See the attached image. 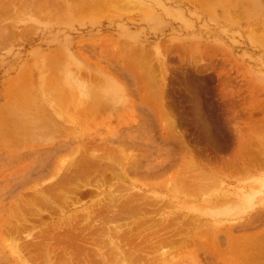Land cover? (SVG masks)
Returning a JSON list of instances; mask_svg holds the SVG:
<instances>
[{"label": "rangeland", "instance_id": "374dc122", "mask_svg": "<svg viewBox=\"0 0 264 264\" xmlns=\"http://www.w3.org/2000/svg\"><path fill=\"white\" fill-rule=\"evenodd\" d=\"M87 1L90 12L82 10L88 16L82 10L60 16L59 7L42 17L34 8L45 0H0V107L15 106L10 112L19 119L43 102L74 110L88 91L114 104L110 117L102 113L78 127L70 147L64 143L69 136L55 139L63 149L45 142L25 149L0 143V264H43L47 250L23 249L26 236L70 220L83 223L89 211L110 223L104 237L93 234L91 252H103L88 260L93 264H264V170L237 174L242 162L264 159V0ZM16 88L19 94L10 100ZM104 140L130 152L127 176L111 178L108 171L102 192L78 194L79 200L73 186L86 183L87 175L46 193L55 174L46 169L48 155H59L57 163L80 144ZM97 177L88 176L90 183L102 182ZM43 187L49 199L34 195ZM225 193L236 199L218 201ZM140 197L153 201L152 211L144 214L147 201ZM126 198L134 202L128 217L97 215L99 203ZM18 224L25 226L19 234L13 230ZM116 228L130 234L122 255L105 237ZM160 237L175 240L163 245ZM256 252L259 260L244 262ZM53 259L44 263L59 264Z\"/></svg>", "mask_w": 264, "mask_h": 264}, {"label": "bare ground", "instance_id": "6f19581e", "mask_svg": "<svg viewBox=\"0 0 264 264\" xmlns=\"http://www.w3.org/2000/svg\"><path fill=\"white\" fill-rule=\"evenodd\" d=\"M8 1V0H7ZM23 1V0H22ZM46 2L40 6H36L34 8V11L37 13L35 15L39 16V15H43V16H47L53 9H55V12L58 11L59 7H60V16L65 14H70L72 10L75 11H80L82 9H87L86 8V4L85 0H75L76 5H72L74 3L73 0H45ZM90 3V0H88ZM87 1V2H88ZM96 2V0H92V2ZM100 1V0H99ZM97 1V2H99ZM104 0H102L103 3ZM112 1V0H111ZM110 0L108 2H111ZM122 1V0H121ZM203 1V0H202ZM15 2V1H14ZM13 2V3H14ZM96 5L100 6L101 5V1L99 2L100 4ZM107 0H106V4H108ZM113 2H116L115 0H113ZM118 2H120L118 0ZM205 2V1H203ZM11 3V2H10ZM9 3V4H10ZM20 3V2H19ZM23 3V2H22ZM21 3V4H22ZM35 3V2H34ZM88 3V4H89ZM105 3H103L105 5ZM202 3V2H201ZM20 4V5H21ZM127 4V3H126ZM16 5V4H15ZM19 5V6H20ZM25 5V4H24ZM92 5V4H91ZM90 5V6H91ZM97 6V8H98ZM107 6V5H106ZM113 6V5H112ZM111 6V7H112ZM80 7V8H77ZM83 7V8H82ZM92 7H94V4L92 5ZM107 9L110 10V8ZM123 7V6H122ZM128 7V6H127ZM24 8V6H23ZM27 8V7H26ZM91 8V7H90ZM96 8V6L94 7ZM103 8V7H102ZM102 8L99 7V9L101 10V12L103 11ZM2 9V8H1ZM93 9V8H92ZM104 9H106L104 7ZM113 10V8H111ZM27 11V9H25ZM68 10V12H67ZM89 12L90 10L87 9ZM85 11L87 13L86 14H82V15H86L88 16V11ZM99 10V13H100ZM23 11V10H22ZM31 11V10H28ZM33 11V9H32ZM54 11V10H53ZM52 11V12H53ZM83 13L84 10H82ZM97 11V9L95 10V12ZM106 11V10H104ZM108 11V10H107ZM27 13V12H26ZM81 13V12H80ZM96 13V14H99ZM103 13V12H102ZM107 13V12H106ZM28 14V13H27ZM26 14V15H27ZM53 14V13H52ZM51 14V15H52ZM94 14V13H93ZM95 14V15H96ZM234 14V13H233ZM42 16V17H43ZM54 16V15H53ZM48 17V16H47ZM15 18V17H14ZM40 18V17H39ZM45 18V17H44ZM43 19V18H42ZM44 20V19H43ZM46 20V19H45ZM263 28V27H262ZM1 29V28H0ZM5 29V28H3ZM5 31V30H4ZM2 33V32H1ZM9 33V32H8ZM4 35V34H3ZM13 35V34H12ZM145 68V67H144ZM84 76V75H83ZM87 76V75H86ZM88 78V77H87ZM93 80V79H92ZM16 83V82H15ZM96 84V83H95ZM94 84V85H95ZM93 86V83H92ZM22 87V86H21ZM90 88V87H89ZM20 88H16L15 91L10 94L9 98L10 100H14L15 98V94L18 93V91ZM88 89V88H87ZM13 90V89H12ZM23 90V88H22ZM95 92V91H94ZM87 100H85V102L83 103V105L81 106V108L79 107H75L74 110L70 109V107H64L63 104L58 105V104H54L53 106H49L50 104L48 103V106L46 107V103L43 102L44 104L41 103L42 108L36 107L37 105H34L31 109L30 112H28V116L23 117L21 119L19 118H13L14 114L10 112L11 109L15 108V106L13 107L11 106H2L0 107V143L7 141V144L5 145H10L12 148L15 149L18 147H21L23 149L28 148L30 146V144L32 142H45L44 144H42L43 146H48L50 148L56 147V138H61V137H65L69 139L66 143L69 147L71 145L70 142H72L73 140L70 138V136L74 133V131L84 125V127L90 126V124L95 123V119L100 116L102 113L106 114L107 117H110L112 114V111L114 110V108L112 107V105L102 101L103 98H98V96L96 94L93 95V93H89V91L87 92ZM19 94V93H18ZM20 94H23V92L21 91ZM84 95L86 94V92L83 93ZM25 96V95H24ZM107 96V95H106ZM105 96V97H106ZM111 96V95H110ZM101 97V96H100ZM18 98V97H17ZM67 98V97H66ZM22 100V98H20ZM61 99V98H60ZM99 99V100H98ZM115 99V98H114ZM24 100V99H23ZM101 100V101H100ZM113 100V99H112ZM16 101V100H15ZM16 103V102H15ZM63 103V102H62ZM114 103V102H113ZM19 104V103H18ZM21 104V103H20ZM14 105V104H13ZM58 105V106H57ZM21 106V105H20ZM20 106H16V107H20ZM45 106V107H44ZM24 111L25 108L21 107ZM118 111L120 110V107L118 106ZM11 114H10V113ZM27 114V111L24 112V114ZM13 114V115H12ZM9 115H12L11 117H9ZM33 115V117H29ZM21 117V116H20ZM30 119H27V118ZM33 118V120L31 119ZM82 129V128H81ZM80 129V130H81ZM77 132V131H76ZM77 135V133H76ZM79 135V134H78ZM77 135V136H78ZM77 138V137H76ZM80 138V137H79ZM83 139V138H82ZM66 140V139H65ZM95 140V139H94ZM93 140V141H94ZM90 143V142H89ZM32 145V144H31ZM66 146V147H68ZM10 148V147H7ZM20 148V149H21ZM129 148V147H128ZM56 149H63V147L60 145L59 148L56 147ZM66 149V148H65ZM11 150V149H10ZM19 150V149H18ZM128 150V149H127ZM126 150V148L122 145L120 146H116L114 144L109 143L108 140H104L102 142H91V144H80L79 147H77L76 151L71 153L70 158L68 159H60V161H57V163H54L55 159L59 157V155L56 156V154H50L47 156V161L45 163L46 169H48V171H50L51 168L55 169V174H54V179L50 182L49 184L46 186V193L48 191L50 192H55L58 188V186H61L62 184H67V183H71L72 181H74V179L76 178H82L81 176L87 175L86 179L87 182L86 183H77L76 186H73V190H72V196L75 197L76 199H80V196L78 197V194L81 193H85V192H102V188H103V182L104 178L106 177L105 174L108 173V171H110L112 173V177H117L119 179L118 176H120L121 174L125 177L127 176V164L129 163V158L128 156L130 155L128 153V151ZM14 152V151H13ZM126 152L128 153V155L126 154ZM22 158V157H21ZM122 158V160L120 159ZM118 160H120L119 162L123 161L122 164H118ZM263 161L257 162L256 164L254 163H244L242 162V165L238 167L239 169V173L237 172V174H240V176L242 175L244 176H252L254 174H259L264 170V159H262ZM125 163V164H124ZM116 164H118L121 170H118V168L116 169ZM131 167V166H130ZM31 170V168H29ZM226 170V169H225ZM235 170V169H234ZM229 171V168H228ZM42 173L38 175V177H40L41 175L44 174V170L41 171ZM109 172V174H110ZM99 175L102 179L98 181L97 184H92L93 182L90 183L91 180H89V177H93ZM79 176V177H77ZM108 176V175H107ZM79 178V179H80ZM98 178V177H97ZM107 178V177H106ZM91 179V178H90ZM93 179V178H92ZM85 180V179H84ZM95 180V178H94ZM86 181V180H85ZM109 182V181H108ZM96 183V180L95 182ZM101 183V184H100ZM75 184V183H74ZM43 188H37L36 190H34V195L36 197H40V198H45V199H49V195L45 196L46 194L44 193V189ZM69 188V187H68ZM71 188V186H70ZM62 190V189H61ZM60 191V190H58ZM63 191V190H62ZM60 191V192H62ZM110 193V192H109ZM50 194V193H48ZM54 194V193H53ZM56 194V192H55ZM114 194V192H113ZM233 195V194H232ZM52 196V195H51ZM113 197V195H111ZM117 195H115L116 197ZM119 196V194H118ZM127 196V195H126ZM125 196V197H126ZM53 197V196H52ZM110 197V196H109ZM113 197V198H115ZM124 198V196L122 197ZM142 199L143 202H146L144 205L148 208H144V211L146 214V212H149V208H151L150 206L152 205L149 199H146L147 197H140ZM235 198V197H234ZM234 198H231L229 196V193H225L223 194V197H220V199L218 201H227V200H234ZM132 200H135V198H131ZM236 199V198H235ZM42 200V199H40ZM55 200V199H54ZM43 201V202H42ZM41 201L42 203H45L44 200ZM51 201V199H50ZM141 201V202H142ZM217 201V202H218ZM37 202V201H36ZM49 202V200H46V203ZM40 203V201L38 202ZM31 204V203H30ZM49 204V203H48ZM51 204V203H50ZM49 204V205H50ZM61 204V203H60ZM119 204V211H114L115 208H117ZM132 204H134V202H131L129 199H124L123 202H113L111 201L110 203H108L107 205H103L101 203H99V207L98 209L101 210V213H97V215H101L104 214V212H110V216H113L114 220L115 219H120L121 217H124L126 215H130L131 212L130 210L132 209ZM143 205V203H142ZM45 206V205H44ZM135 207L137 205H134ZM42 207V206H41ZM97 207V206H96ZM138 207V206H137ZM51 208V206H50ZM134 208V207H133ZM49 209V207H48ZM153 209V208H152ZM95 211L97 209H94ZM94 211V212H95ZM152 211V210H151ZM40 212V211H39ZM93 212V213H94ZM98 212V211H97ZM113 214H112V213ZM115 212V214H114ZM90 214H92L89 211ZM88 213L87 217H85V221L83 219V223H76V220H70L66 223L65 227L64 226H56L51 232H36L33 235L32 233L26 236V240L29 239V244L28 245H24L23 249H28L30 251H32L34 249V251L36 252V250H38L39 248H45L47 250L46 253V259H48L47 262H51V259H53V257H56V260L59 264H72V262H76V260H78L79 262L81 261H87V264H93V262H89L88 260H92L94 259V256L98 257H103V252H101L100 250H98L97 254L91 252V248L92 245L96 244V241L94 240V235L100 234L101 236L104 237V224L106 222L109 223V219L106 217H100V219L95 220L93 219L94 215H90ZM141 213V211H140ZM139 213V214H140ZM32 214V213H31ZM96 214V213H95ZM138 215V214H137ZM126 216V217H128ZM97 217V216H96ZM39 218V217H38ZM98 218V217H97ZM106 218V219H105ZM23 219V218H22ZM75 219V218H74ZM127 219V218H126ZM111 220V218H110ZM24 221V220H23ZM22 221V222H23ZM25 221H27V218L25 219ZM79 221V220H78ZM159 221V220H158ZM58 222V221H57ZM60 222V221H59ZM145 222V221H144ZM25 223V222H24ZM23 223V224H24ZM137 224H139L138 222H136ZM142 223V221H141ZM170 223V222H169ZM23 224H18L15 225V230L16 232H18L17 234H19L20 228L23 226ZM55 224V223H54ZM114 224V223H113ZM146 224V223H145ZM152 224V223H151ZM177 224V223H176ZM175 224V225H176ZM27 225V224H26ZM118 225V224H117ZM135 225L132 224V226ZM148 225V224H147ZM172 225V224H171ZM171 225L168 224V226L170 227ZM178 225V224H177ZM137 226V225H136ZM143 226V225H141ZM150 226V224H149ZM12 227V226H11ZM12 227V228H14ZM30 227V226H29ZM50 227V226H49ZM53 227V226H52ZM110 227V226H109ZM138 227V226H137ZM154 227V226H153ZM198 227V226H197ZM23 230H25V226L22 227ZM112 228V227H110ZM124 228V227H123ZM122 228V229H123ZM131 228V226H130ZM139 229H145L142 227H138ZM199 228V227H198ZM49 229V228H48ZM134 229V226H133ZM152 229V228H151ZM179 229V228H178ZM12 230V229H11ZM46 230V229H45ZM112 230V229H111ZM117 230V228H116ZM124 230V229H123ZM123 230H117L114 233V236L110 235L109 230L107 231V233L105 234V237L110 241L111 244H113V246L115 247L116 251H118L119 254H123L125 247L129 244L128 242L130 241V234H127L125 232H123ZM136 230V229H135ZM134 230V231H135ZM149 230V229H148ZM198 230V229H197ZM10 231V230H8ZM14 231V232H15ZM34 231V230H33ZM92 234L91 236L87 235V232H89ZM138 231V229H137ZM144 231V230H143ZM142 231V233H143ZM147 231V230H146ZM145 231V232H146ZM150 231V230H149ZM155 231V230H154ZM180 231V230H179ZM160 232V231H159ZM21 233V231H20ZM141 233V231H140ZM155 233H157L155 231ZM28 234V233H27ZM94 234V235H93ZM134 234V233H133ZM153 234V232H152ZM151 234V236H153ZM23 235V234H22ZM150 233L148 234V237L145 236V238H149ZM157 235V234H156ZM8 236V235H7ZM10 236V235H9ZM19 236V235H18ZM116 236V237H115ZM118 236V238H117ZM164 236V235H163ZM15 237V236H14ZM13 237V238H14ZM162 237V236H161ZM160 237V238H161ZM213 237V236H212ZM116 238V239H115ZM137 238V237H136ZM158 238V237H157ZM261 238H264L261 236ZM261 238L258 240H261ZM11 239V238H9ZM163 240V242L161 241V243L164 244H171L172 238L169 237V239H171L170 242H167L168 238H161ZM174 239V238H173ZM23 240V239H22ZM21 240V241H22ZM157 240V239H156ZM175 240V239H174ZM174 240L172 241V243L174 242ZM185 240V239H183ZM212 240V239H211ZM245 241L249 242L254 240V238L252 237H247L244 238ZM17 241V240H16ZM145 241V240H144ZM153 241V240H152ZM169 241V240H168ZM262 241V240H261ZM182 242V241H181ZM257 242V241H256ZM260 242V241H259ZM263 242V241H262ZM261 242V243H262ZM254 243V242H253ZM9 244V243H8ZM18 244V242L16 243ZM27 244V243H26ZM258 244V243H257ZM21 245V244H20ZM19 245V246H20ZM146 245V244H145ZM98 246V245H97ZM169 246V245H168ZM214 247V246H213ZM20 248V247H19ZM158 248V247H157ZM215 248V247H214ZM253 248V247H252ZM258 248V246H257ZM260 248V247H259ZM258 248V250H259ZM264 248V247H263ZM263 248L261 247L262 251ZM22 249V248H21ZM243 249V248H242ZM241 249V250H242ZM41 250V249H40ZM38 250V251H40ZM43 250V249H42ZM46 250H44L46 252ZM154 250V249H153ZM240 250V249H239ZM44 251L42 253H44ZM158 251V250H157ZM236 251V250H234ZM252 251V250H251ZM260 251V250H259ZM34 252V253H35ZM41 252V251H40ZM113 252V251H112ZM218 252V251H217ZM33 253V252H32ZM40 253V254H42ZM252 255H254L255 251H252ZM257 253V252H256ZM261 255V251L259 252ZM29 254V253H28ZM27 254V255H28ZM31 254V252H30ZM39 254V255H40ZM245 254V252H244ZM249 254V253H248ZM15 255V254H14ZM54 255V256H53ZM109 255V254H108ZM258 253L254 256H244V262L248 261L249 263L255 262L254 259H256ZM262 255H264V252L262 253ZM53 256V257H52ZM175 256V255H174ZM257 256V257H256ZM20 257V256H19ZM26 257V256H25ZM30 257L33 256L31 255ZM40 259L42 258L41 256H39ZM45 257V256H44ZM161 257V256H160ZM261 257V256H260ZM260 257L257 259L259 260ZM264 258V256H262ZM109 258V257H108ZM39 259V258H38ZM43 259V258H42ZM59 259V261H58ZM168 259V258H167ZM34 260H36L34 258ZM43 259V264L44 261ZM55 260V258L53 259V261ZM96 260V259H95ZM243 260V259H242ZM24 261V260H23ZM31 261V260H30ZM33 261V260H32ZM36 261H40V260H36ZM97 261V260H96ZM101 261V260H100ZM263 261V260H262ZM34 262V261H33ZM32 264H37V263H33ZM42 262V261H41ZM40 262V263H41ZM46 262V261H45ZM56 262V261H55ZM54 262V263H55ZM120 262V261H119ZM243 262V263H244ZM96 263V262H95ZM94 263V264H95ZM99 263V261H98ZM125 263V262H124ZM247 263V262H246ZM28 264V263H27ZM57 264V263H56ZM76 264V263H73ZM82 264V262L80 263ZM86 264V262H85ZM97 264V263H96Z\"/></svg>", "mask_w": 264, "mask_h": 264}]
</instances>
